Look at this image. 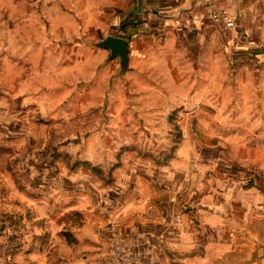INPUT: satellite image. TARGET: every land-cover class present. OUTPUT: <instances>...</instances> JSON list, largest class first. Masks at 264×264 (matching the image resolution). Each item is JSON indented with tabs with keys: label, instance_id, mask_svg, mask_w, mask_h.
Returning <instances> with one entry per match:
<instances>
[{
	"label": "rangeland",
	"instance_id": "374dc122",
	"mask_svg": "<svg viewBox=\"0 0 264 264\" xmlns=\"http://www.w3.org/2000/svg\"><path fill=\"white\" fill-rule=\"evenodd\" d=\"M109 2L0 0L2 232L12 205L19 213L33 203L41 210L37 201L46 191L55 201L58 189L65 193L63 187L81 186L80 192L96 190L102 199L105 188L121 187V194L138 178L165 185L170 173H181L173 164L180 160L193 162L191 177L206 169L205 177L231 178L238 169L251 182L248 172L264 173V58L251 50L264 47V28L258 36L237 39L234 30L222 37L214 59L195 55L194 49L206 48L205 40L190 45L183 39L185 53L175 43L152 38V52L161 54L151 63L135 30L131 35L122 30L125 18L113 20ZM108 35L133 41L122 78L116 76L118 59L105 63L108 52L88 45ZM243 39L245 54L234 60ZM225 164L228 171L217 170ZM246 189L249 196L258 192L254 186ZM71 214L60 223L70 234L65 237L69 258L90 255L94 251L75 246L84 217ZM22 247L23 241L7 243L0 264H14ZM59 253V246L52 247L48 264L63 260Z\"/></svg>",
	"mask_w": 264,
	"mask_h": 264
},
{
	"label": "crops",
	"instance_id": "0c3cea01",
	"mask_svg": "<svg viewBox=\"0 0 264 264\" xmlns=\"http://www.w3.org/2000/svg\"><path fill=\"white\" fill-rule=\"evenodd\" d=\"M214 1L236 17V27L228 29L223 22L207 17L202 0H110L108 11L117 23L125 18L128 25L122 30L130 35L135 30V39L144 41L151 63L161 54L152 52V38L175 43L185 53L183 39L190 41V45L205 40L206 48L202 52L194 49L195 55L214 59L221 38L231 37L234 30L233 36L237 39L244 34L248 37L249 33L262 35L264 0ZM95 14L92 11V19ZM203 30L207 31V39L201 38ZM130 42L133 41L130 39ZM241 43L243 46L233 53L234 60L245 54L246 41L243 39ZM251 50L256 58H264L263 46L255 45ZM132 57L130 46V60ZM173 164L183 174L175 173L172 177L174 173H170L165 185L138 178L129 181L132 187L127 189L126 184L121 194V187L115 191L105 188L102 199L96 190L93 195H87L79 191L81 186L70 190L63 187L65 193L58 189L55 201L46 191L45 199L37 201L43 206L41 210L33 203L31 209L19 213L12 205L15 209L5 226L8 235L0 227V237H5V245L0 244V258L5 260L1 252L7 243L19 245L23 241L14 264H48V253L54 246L60 247L59 258H63L58 264H111L103 262L107 243L112 235L119 234L132 241L139 264H264V173L246 175L254 176L252 180L258 188L243 179L238 169L231 178L205 177L206 169L198 177H191L188 171L193 168L192 161L180 160ZM229 166L225 164L217 170L228 171L225 167ZM67 177L74 178L70 174ZM250 186L258 191L253 196L246 191ZM73 212H80L84 217L83 225L75 230V246L94 251L90 255L69 258L66 248L70 246L61 234L60 223ZM17 227L22 230L18 232Z\"/></svg>",
	"mask_w": 264,
	"mask_h": 264
},
{
	"label": "built area",
	"instance_id": "2783aa9c",
	"mask_svg": "<svg viewBox=\"0 0 264 264\" xmlns=\"http://www.w3.org/2000/svg\"><path fill=\"white\" fill-rule=\"evenodd\" d=\"M202 2L206 15L211 20L223 22L228 29L236 27V18L225 9L220 8L214 0H202ZM103 262L111 264H139V258L129 238L114 234L108 240V249Z\"/></svg>",
	"mask_w": 264,
	"mask_h": 264
},
{
	"label": "water",
	"instance_id": "95a60500",
	"mask_svg": "<svg viewBox=\"0 0 264 264\" xmlns=\"http://www.w3.org/2000/svg\"><path fill=\"white\" fill-rule=\"evenodd\" d=\"M130 39L118 35H108L104 39L98 41H90L88 43L94 49H103L109 51V57L105 63L113 59H118L119 68L116 76L123 77L130 68Z\"/></svg>",
	"mask_w": 264,
	"mask_h": 264
},
{
	"label": "trees",
	"instance_id": "16d2710c",
	"mask_svg": "<svg viewBox=\"0 0 264 264\" xmlns=\"http://www.w3.org/2000/svg\"><path fill=\"white\" fill-rule=\"evenodd\" d=\"M15 177H16V174L14 173L13 174ZM251 182L256 186V187H258V185H257V183L254 181V180H251ZM259 188V187H258ZM69 215L70 214H68L67 216L69 217ZM71 215H73V216H76V219L77 218H80V219H82V215H81V213H79V212H75V213H72ZM64 230V229H63ZM72 231V234L74 235V230L72 229L71 230ZM62 234L66 237H68L69 238V236H70V234L68 233V231H67V229H65L64 231H62ZM74 239H75V241H76V238H75V235H74ZM66 240H67V238H66ZM55 250H57V248H54V251ZM53 253V252H52ZM51 253V254H52ZM54 256V255H53ZM53 256H50V258H53ZM51 264V263H50Z\"/></svg>",
	"mask_w": 264,
	"mask_h": 264
}]
</instances>
